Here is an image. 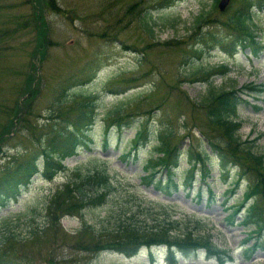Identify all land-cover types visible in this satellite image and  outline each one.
Returning a JSON list of instances; mask_svg holds the SVG:
<instances>
[{
	"label": "rangeland",
	"instance_id": "1",
	"mask_svg": "<svg viewBox=\"0 0 264 264\" xmlns=\"http://www.w3.org/2000/svg\"><path fill=\"white\" fill-rule=\"evenodd\" d=\"M53 1L56 12L47 9V0H0V131L11 127L14 110L28 97L33 63L38 65L40 77L35 116L4 138L0 183L23 166L42 161L44 148L57 137L50 125L63 130L76 116L80 103L94 102L97 125L91 130L88 146L65 162L66 171L51 182L35 176L24 195L0 212V260L16 264H153L143 253L132 258L117 252L99 254L88 250L86 244L117 231L120 221L138 223L141 231L158 225L165 219L159 204L164 203L175 208L172 216L183 222L181 229L191 221L188 228L195 235H210L226 251L224 264H264V232L248 237L254 228L241 225L245 210L234 213L247 183L235 185V169L222 172L220 154L210 148L205 137H214L216 132L207 125V110L200 104L211 88L217 92L259 86L262 96L240 108V135L244 140L259 139L254 150L264 155V8L255 6L241 14L245 0H232L225 12L219 11L216 0H171L167 9L158 7L164 0ZM38 8L44 9L52 41L41 64L35 51L43 44L42 36L32 23ZM143 9H149L152 22L157 23L154 35L140 24ZM129 10L132 16L122 21ZM240 16L258 36L259 55L240 43L236 53L225 50L239 35L235 29L238 20H232ZM116 32L119 39L109 40ZM222 65L228 68L226 74L219 72ZM205 76L208 78L202 80ZM186 79L198 81L188 83ZM63 84L71 86L66 96L57 100L59 110L64 106L72 111L48 122L52 102L60 96ZM121 110L131 125L123 130L108 129L110 113ZM146 127L149 139L135 147L137 132ZM170 130L174 134L170 141L160 137ZM165 143L178 146L183 153L174 176L175 183L181 184L178 188L173 182L166 183L165 170L156 178H146L148 162L163 156L157 148ZM203 148L211 157L204 165L198 163L196 181L189 188L185 186L190 177L188 151L196 156ZM226 158L224 167L236 165L234 159ZM97 167L106 170L110 178L105 203L75 215L64 212L60 217L55 211L56 196L66 187L72 198L82 199L81 189L94 195L100 183L87 177ZM204 168L207 177L202 179ZM85 222L94 227H86ZM175 262L223 264L204 250L178 255ZM157 264H171L169 254L164 252Z\"/></svg>",
	"mask_w": 264,
	"mask_h": 264
},
{
	"label": "trees",
	"instance_id": "2",
	"mask_svg": "<svg viewBox=\"0 0 264 264\" xmlns=\"http://www.w3.org/2000/svg\"><path fill=\"white\" fill-rule=\"evenodd\" d=\"M218 2L219 0H216L215 4L217 5ZM172 3L171 0H164L158 7L166 9L169 8ZM259 3L263 6L264 0H260ZM253 5L254 3L252 0H245L243 7L247 8ZM58 8L60 7L58 6ZM47 9L56 12L55 1L47 0ZM148 10L149 9H143L141 13L142 17L138 19H140L142 27H144L150 35H154L157 23L152 22L153 17ZM38 11L39 14L33 16L32 23L33 27L39 31V35L42 36L40 43L43 42V44L39 45L35 51V57L38 58L41 64L45 61L49 51L47 45L52 41L49 38V30L45 26L44 9L38 8ZM125 16V18H122L124 15L121 17L122 21H127L132 16L130 10ZM236 24L237 29L244 33V39L250 38L252 42L255 41L254 38L256 36L254 32L246 25V21L243 18H238ZM113 32L114 31L111 33ZM117 33L118 32L112 34L111 37L108 34L105 35L110 37L109 40H118L120 35H117ZM237 40L238 38L232 41L226 47V50L229 52L233 51L237 45ZM243 43H245V41ZM195 53L199 54V51H195ZM220 68L224 69V72L228 71L227 66L222 65ZM32 71L34 73V78L28 80L27 99L21 101L17 109L14 110L15 118L11 127L6 126L0 131V152L3 151L6 144L4 143L5 136H10L20 123L29 121V117L35 116V109L37 106L36 97L39 93L38 86L40 79L38 65H34L33 63ZM207 78L208 77H206V79ZM187 81L188 83H193L197 82L198 79H186V82ZM69 86L71 85L63 84L59 88L60 96L55 98L52 102L53 106L50 108V114L52 115L50 119L47 120L48 122H56L62 116H66V114L72 111V107H68L64 110V106L59 110L57 102L58 99H62L66 96ZM258 92L260 91L253 87H246V89H225L217 92L214 88H211L209 94L205 97V101L200 103L207 110L205 117L207 125L216 132L214 137L206 136L211 149L220 154V157L223 158H221L223 165L225 157L231 158L232 160L234 159L236 165L242 169L240 178L244 180L247 179V187L244 191L242 202L235 212L238 213L242 209H245L246 212L244 213L242 224L246 228L253 226L255 230L252 232L255 235L264 232V155L254 150L259 139L250 140L249 138L244 140L240 135L243 123L240 121L238 114L242 106L250 105L245 98H249L254 95L253 93ZM76 110V116L72 120L67 121V125L63 130H58L56 124L50 125L52 129L56 131L55 134L57 137L52 139L48 146L44 148L41 156L42 161L39 163H29L23 166L17 173L7 175L6 179L0 183V212L9 207L11 202L17 201L24 194L33 183V178L35 176L39 175L45 180L52 181L58 174L66 171L65 162L67 159L79 154L80 148L88 146L87 142L90 139L91 132L97 125V107L94 102L88 101L77 105ZM122 112L121 110L120 112L110 113L109 118H111L110 120L113 119V121L109 120L110 123L108 124L117 125L120 128L131 124V121H125L126 115ZM114 114L115 116L112 117ZM166 134L167 136L160 135V137L162 136L164 137L163 139L169 140V137L174 136L173 130L168 131ZM147 136V130L140 131L137 133L135 141L144 140ZM43 140L44 139H41V141ZM158 151L163 156L158 157L156 160H150L147 165V170L151 171V169H156L157 167L164 168L169 170L172 178L174 170L178 168V146L171 147L165 143L158 148ZM196 157L197 158L192 157L191 159L194 160L195 163L200 162L204 165L205 159L209 157V154L203 150V152ZM195 167L196 165L191 168V173H194ZM155 174L156 172H152L149 176L155 177ZM205 174L207 175V172ZM89 177L100 183V189L97 190L94 195L87 194V192L81 189L82 199H78L77 197L72 198L68 195L70 191H68L66 187L65 191L60 192L54 200V204H56L55 211L59 212L58 214L60 217L65 214L64 212L70 211L68 214L75 215L87 207L100 206L105 203L107 197L106 190L111 187L110 178L106 170L97 167L93 171V174L91 173L87 178ZM188 184L191 185L192 182L189 180ZM78 188L79 185L77 186V189ZM171 208L170 206L162 204L160 209L163 211L162 213L165 219L154 227H146L143 231L137 227L138 223L120 221L117 227L115 226L117 231L108 233L106 237L99 242H96V240L90 241L86 244L88 247L90 246V248L87 249L99 254L115 250L126 255H133L141 247L151 248L154 246L167 245L170 250L175 247L185 256L194 254L198 250L203 249L207 254L218 257L221 262L224 263L222 255H226V251L220 249L213 242L210 235H195V233L188 228L191 221L187 223L185 230L181 229L183 222L174 220L172 216L174 212H171ZM136 220L137 217L135 221ZM195 223H197L198 226L200 225L199 221ZM85 226L94 227L87 222H85ZM173 256V253L170 252L171 262L173 261ZM0 264H16V262L0 260Z\"/></svg>",
	"mask_w": 264,
	"mask_h": 264
},
{
	"label": "water",
	"instance_id": "3",
	"mask_svg": "<svg viewBox=\"0 0 264 264\" xmlns=\"http://www.w3.org/2000/svg\"><path fill=\"white\" fill-rule=\"evenodd\" d=\"M232 0H221L219 4V8L221 11H225L227 7L230 5Z\"/></svg>",
	"mask_w": 264,
	"mask_h": 264
}]
</instances>
